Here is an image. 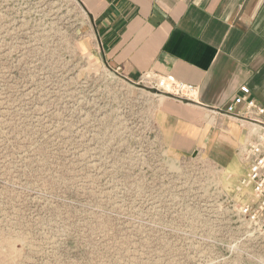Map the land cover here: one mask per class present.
I'll list each match as a JSON object with an SVG mask.
<instances>
[{"label": "rangeland", "instance_id": "1", "mask_svg": "<svg viewBox=\"0 0 264 264\" xmlns=\"http://www.w3.org/2000/svg\"><path fill=\"white\" fill-rule=\"evenodd\" d=\"M95 45L74 0H0V264H264L238 149L170 147Z\"/></svg>", "mask_w": 264, "mask_h": 264}, {"label": "crops", "instance_id": "2", "mask_svg": "<svg viewBox=\"0 0 264 264\" xmlns=\"http://www.w3.org/2000/svg\"><path fill=\"white\" fill-rule=\"evenodd\" d=\"M95 48L131 79L173 75L198 87L195 101L163 97L161 130L172 148L235 160L245 130L223 109L246 85L264 104V0H74ZM212 119V120H211Z\"/></svg>", "mask_w": 264, "mask_h": 264}, {"label": "built area", "instance_id": "3", "mask_svg": "<svg viewBox=\"0 0 264 264\" xmlns=\"http://www.w3.org/2000/svg\"><path fill=\"white\" fill-rule=\"evenodd\" d=\"M144 76L168 97L188 101L197 99L198 87L194 84L185 83L173 75L148 73ZM214 112L234 118L245 130V137L238 146V153L247 168L241 183L251 189L254 198L252 203L241 205L239 213L255 221L264 208V104L254 99L250 88L243 85L226 107Z\"/></svg>", "mask_w": 264, "mask_h": 264}]
</instances>
